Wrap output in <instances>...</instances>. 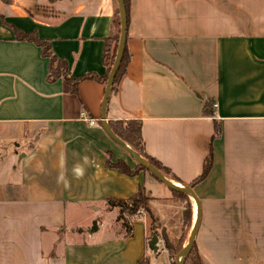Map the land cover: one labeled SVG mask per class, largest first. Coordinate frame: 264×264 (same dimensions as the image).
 <instances>
[{
    "label": "crops",
    "instance_id": "crops-1",
    "mask_svg": "<svg viewBox=\"0 0 264 264\" xmlns=\"http://www.w3.org/2000/svg\"><path fill=\"white\" fill-rule=\"evenodd\" d=\"M116 2L0 0V264H152L161 255L173 264L167 251H149L146 218L127 238L106 204L145 186L143 174L107 167L127 154L101 126L106 86L85 80L72 93L62 77L49 80L36 42L70 79L102 78ZM126 48L107 121L141 122L146 154L181 187L211 155L193 189L198 252L205 264H264V0H129ZM80 211L115 219L117 232L101 237L98 219V233L68 228Z\"/></svg>",
    "mask_w": 264,
    "mask_h": 264
},
{
    "label": "trees",
    "instance_id": "trees-1",
    "mask_svg": "<svg viewBox=\"0 0 264 264\" xmlns=\"http://www.w3.org/2000/svg\"><path fill=\"white\" fill-rule=\"evenodd\" d=\"M125 1V7L127 11V19L129 25V0ZM116 2V0H115ZM120 13L118 9V3L116 2V10L115 17L113 19V31L112 34L105 39L104 47H103V64L106 67L107 73L104 77L100 78L95 74H89L80 79H70L67 74L66 63L64 61L58 60L55 56L51 54L50 47L42 42L36 41L39 46L42 48L43 55L50 59L49 65V80L55 81L59 78H63L64 81L69 86L72 93H77L78 84L85 80H95L106 86L107 79L111 68L114 64L119 37H120ZM130 61V56L128 54V50L126 48L123 60L118 69L117 75L114 80V84L112 87V93H114L117 89V84L119 83L121 77L126 72V67ZM208 103H206L205 107ZM208 109V108H205ZM206 114H209L206 110ZM109 126L114 132V134L121 139L125 144L131 147L135 152L139 153L145 160H147L151 165H153L158 171H160L168 180H175L172 176L171 172L160 164L158 161L150 158L145 151L144 141L142 137V124L136 120L130 121H113L109 122ZM221 133V128L216 125L215 135H219ZM213 165V158L210 155L207 157L204 163L203 173L202 175L192 184L184 187H189L194 189L201 181H203L207 175L209 174ZM107 167L113 168L117 170L119 173L124 175L135 177L139 175L141 172L149 174L152 178L157 180L149 171H147L144 167L140 165H136V170L131 171L124 162L119 161L117 163H113L111 159L107 162ZM158 181V180H157ZM172 198L169 200H160V199H151L145 189H140L137 194L130 197L127 200L110 198L106 200V204L109 208L117 209L119 211V216L117 221L121 225L122 232L125 234V237L130 238L133 236V222L143 217V214L146 213L148 215V219L150 221L149 227L151 230V236L149 241L153 239L154 236L159 237L160 229L162 230V240L164 243L165 250L169 254V258L176 264L177 255L183 250V248L187 245L183 244V237L178 236L177 233L173 238L168 232L167 227H173L177 222L181 221L182 218L184 220L189 219L191 215V199L188 195L171 190ZM173 202V203H170ZM176 203H180V206L176 205ZM181 203L185 205L183 210V214L180 215V212L177 210L181 207ZM173 207L175 212L169 211V209ZM160 238V237H159ZM158 238V239H159ZM139 264H150V261L145 258L139 261ZM184 264H205L201 255L198 252L196 244L194 243L193 248L186 258Z\"/></svg>",
    "mask_w": 264,
    "mask_h": 264
},
{
    "label": "water",
    "instance_id": "water-1",
    "mask_svg": "<svg viewBox=\"0 0 264 264\" xmlns=\"http://www.w3.org/2000/svg\"><path fill=\"white\" fill-rule=\"evenodd\" d=\"M118 9L120 13V37L118 43V49L115 57L114 64L111 68L109 73L105 94L103 97L102 108H101V126L108 137L117 145L119 146L137 165L144 167L147 171H149L161 184L168 187L170 190L179 191L186 195H188L192 200L195 201L197 207V218L194 222L192 231L190 233L189 241L187 245L183 248V250L178 254L176 264H184L186 258L189 256L193 245L196 240L197 232L199 229L200 224V202L195 194L194 190L189 187H181L173 183L172 181L168 180L160 171H158L153 165H151L147 160H145L139 153L135 152L131 147L125 144L121 139H119L112 129L109 126V122L107 121V107L109 104V100L112 94V87L114 84L115 77L117 75L118 69L120 64L123 60L124 53L126 50L127 44V33H128V19H127V11L125 7L124 0H117ZM98 231V223L94 221L93 228L91 230L92 233ZM158 242V237L154 236L152 242L150 244L151 248L156 251V243Z\"/></svg>",
    "mask_w": 264,
    "mask_h": 264
},
{
    "label": "rangeland",
    "instance_id": "rangeland-1",
    "mask_svg": "<svg viewBox=\"0 0 264 264\" xmlns=\"http://www.w3.org/2000/svg\"><path fill=\"white\" fill-rule=\"evenodd\" d=\"M124 157L126 160L119 159L117 162L122 161L126 164V166L131 171H135L136 170L135 169L136 165H134L135 162L128 155L127 156L124 155ZM117 162H113V163H117ZM140 174H143V177L145 179V182H144L145 186L143 189H145V191L147 192V195L151 199L169 200L172 198V194H168V192H166L167 191L166 188L164 186H161V184L159 185L156 182V180L154 178H152L149 174L144 173V172H141ZM149 191H151L152 194H150ZM190 202H191L192 211H191V215H190L189 219L184 220V218H182L181 221L177 222L175 226L167 227V232L173 238L175 237L176 233L178 236H180V237L182 236L183 237V244H185V245L189 241L190 233L192 231V228H193V225L195 222V215H197V207H196L195 201L191 199ZM170 203H173V202H170ZM176 205L180 206V203L179 204L176 203ZM184 208H185V205L183 203H181V207L177 210V212H180L181 213L180 215H182ZM67 211H68V214L70 216V214H72V211L69 208L67 209ZM169 211L175 212L173 207H171L169 209ZM74 214H73V217H70L73 219L72 222H69L70 220H68V224H67L68 228H73V227L79 226L80 228H84V229L88 228V229L92 230L94 221H97V219H98L101 224L105 220V227L102 230L99 229V227H98V231L95 233H98L99 230H101V237L103 236V237L108 238V236L111 237L114 233L117 232L116 227L119 224H116L115 219H112L111 217H109L108 219H106V218L100 219L101 218V212L100 211H92L91 212L92 218H91V216L83 215V211H80L79 213H77L75 215ZM142 218L147 219L148 236L150 238L151 230L149 227L150 221L148 219V215L146 213H144ZM88 229H86V231H88ZM159 232H160V235H159L160 238L158 237L159 239H158V242L156 243V247H157L156 252H158L160 250V248H161V251H166L165 247H164L163 240H162V236H161L162 230L160 229ZM151 242H152V240L148 241V249L150 252H152V248L150 246ZM176 260H177V257H176ZM152 262H153L152 264H167L166 256L161 255L157 261L156 260L154 261V259H153Z\"/></svg>",
    "mask_w": 264,
    "mask_h": 264
},
{
    "label": "built area",
    "instance_id": "built-area-1",
    "mask_svg": "<svg viewBox=\"0 0 264 264\" xmlns=\"http://www.w3.org/2000/svg\"><path fill=\"white\" fill-rule=\"evenodd\" d=\"M81 118L84 120V121H87L89 123V125L91 126H97L98 125V121L95 120V119H91L87 116L86 113H81Z\"/></svg>",
    "mask_w": 264,
    "mask_h": 264
},
{
    "label": "bare ground",
    "instance_id": "bare-ground-1",
    "mask_svg": "<svg viewBox=\"0 0 264 264\" xmlns=\"http://www.w3.org/2000/svg\"><path fill=\"white\" fill-rule=\"evenodd\" d=\"M196 218H197V215H195V220H196Z\"/></svg>",
    "mask_w": 264,
    "mask_h": 264
}]
</instances>
